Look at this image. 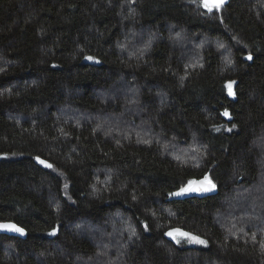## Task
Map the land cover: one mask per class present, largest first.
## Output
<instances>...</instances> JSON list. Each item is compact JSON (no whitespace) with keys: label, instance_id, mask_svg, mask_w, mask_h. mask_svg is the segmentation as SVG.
I'll return each instance as SVG.
<instances>
[{"label":"trees","instance_id":"trees-1","mask_svg":"<svg viewBox=\"0 0 264 264\" xmlns=\"http://www.w3.org/2000/svg\"><path fill=\"white\" fill-rule=\"evenodd\" d=\"M125 1L0 0V225L24 229L0 233V264H264L257 245L214 223L223 199L260 176L264 0L211 11L202 0H137L131 14ZM133 28L157 38L146 55L126 40ZM170 28L206 39L201 67L183 70ZM132 81L162 140L205 149L201 167L113 135ZM205 177L210 197H179ZM126 226L131 242L116 235L117 249L106 229ZM177 229L205 244H176Z\"/></svg>","mask_w":264,"mask_h":264},{"label":"rangeland","instance_id":"rangeland-1","mask_svg":"<svg viewBox=\"0 0 264 264\" xmlns=\"http://www.w3.org/2000/svg\"><path fill=\"white\" fill-rule=\"evenodd\" d=\"M136 1L137 0H126L122 7V11L131 14L133 11H131V5ZM144 32L143 30L133 28L130 30V33L127 34L126 40L134 44L143 55H146L153 44H156L157 38H153L152 34L148 33L149 31L147 30ZM166 41L171 49L178 55L179 60L183 64L184 71L202 66V54L206 44H208L206 39L199 36H191L185 31L170 28L167 33ZM213 45L221 52L223 62L225 64L229 63L228 57L226 56L227 52L220 43L216 42ZM124 50H121V52L125 53ZM132 82L131 85L135 86V82ZM120 91L121 93L123 92V97L126 96L125 101L127 102V105L120 109V111L118 110L117 113L111 115L118 119L116 121L113 120L112 123L113 127L111 131L114 133L113 135L136 139L139 143L146 145H159L162 155L172 158L179 165L191 169L201 167L205 157V149L195 140H193L187 147L179 146L174 140H162L154 122L155 118L151 115L152 113L148 107L149 104L143 102L141 99L142 91L139 86L134 89L126 90L122 88ZM151 98L157 102V107L163 105V99L160 92H157L154 96H151ZM134 108L137 109V113ZM65 121L77 125L79 119L66 118ZM100 128L102 129L101 126ZM255 148L259 149L260 154L258 160L260 176L257 182L251 186L236 189L228 194L221 203L222 212L214 216V223L219 227L224 226L223 229L225 232L227 233L226 230L229 231L227 234L240 236L246 241L257 245L262 252H264V138L261 139L260 143L258 141L255 144ZM38 163L49 168V165L45 162L41 163V161L38 160ZM116 222H123V220L117 218ZM106 227L108 230H111L110 228L113 226L106 225ZM83 228L84 231L86 230L90 234L100 232L90 227ZM108 230L106 229V232H109L114 239L110 244L113 246L117 243V249H122L124 246L116 240V235L119 236V238L122 237V240L124 241L127 239V243L131 242L129 240L132 236V232L128 230V226H126V228L123 227L122 232L118 233H116L115 230ZM1 232L18 233L6 228H0V233ZM171 232L173 235H168V238L178 245L200 247L205 244L181 236L175 230ZM98 257H103V254L100 253ZM113 258H115V256ZM113 261L114 264H124V259L122 258H116ZM106 264H110V262H106Z\"/></svg>","mask_w":264,"mask_h":264},{"label":"snow or ice","instance_id":"snow-or-ice-1","mask_svg":"<svg viewBox=\"0 0 264 264\" xmlns=\"http://www.w3.org/2000/svg\"><path fill=\"white\" fill-rule=\"evenodd\" d=\"M223 3H224V0H204V7L208 8L209 11H211L213 8H219ZM251 58H252L251 56L248 57V59H251ZM88 59H92V58L88 57ZM228 88L231 89V84L228 85ZM225 115H227V112L225 113ZM41 163H43V161H41ZM49 167H50V165H49ZM204 180L208 183V185H210L211 187H214V185H211V181L208 179V177H205ZM189 183L192 184V183H195V182H191L190 181ZM201 183H203V182H201ZM187 190L207 191V190H210V189L204 187V188H196V189H191L190 188V189H187ZM177 194H179V193H177ZM0 228L10 229V230L19 232L21 234L24 233V229L23 228H20V227L14 225V224H3V225H0ZM175 231L181 236L188 237L189 239L195 240L196 242H199V243H205V241L200 240L198 237L191 236L190 234L184 233V232L180 231L179 229H177ZM168 235H173V233L169 232Z\"/></svg>","mask_w":264,"mask_h":264},{"label":"water","instance_id":"water-1","mask_svg":"<svg viewBox=\"0 0 264 264\" xmlns=\"http://www.w3.org/2000/svg\"><path fill=\"white\" fill-rule=\"evenodd\" d=\"M231 0H224V3L221 6H226L227 4H229ZM203 5H204V0H202ZM195 183H192L187 189H196V188H209L210 190L207 191H196V190H186L185 192L179 194V197L184 196L187 198H206V197H210L213 194L214 191V187H211L210 185H208V183L205 180H197L194 181ZM203 182V183H201ZM212 185V183H211Z\"/></svg>","mask_w":264,"mask_h":264}]
</instances>
